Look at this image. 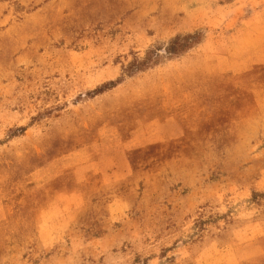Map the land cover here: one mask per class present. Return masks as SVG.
I'll return each mask as SVG.
<instances>
[{
    "label": "rangeland",
    "instance_id": "obj_1",
    "mask_svg": "<svg viewBox=\"0 0 264 264\" xmlns=\"http://www.w3.org/2000/svg\"><path fill=\"white\" fill-rule=\"evenodd\" d=\"M263 60L264 0H0V264H264Z\"/></svg>",
    "mask_w": 264,
    "mask_h": 264
},
{
    "label": "crops",
    "instance_id": "obj_2",
    "mask_svg": "<svg viewBox=\"0 0 264 264\" xmlns=\"http://www.w3.org/2000/svg\"><path fill=\"white\" fill-rule=\"evenodd\" d=\"M248 39H249V36L247 34L242 38L241 43H243V45L239 46L244 50L242 54H239L237 57H230L229 55L225 57L224 60H226V62L224 63V65L226 66V70L230 72H234L236 74H243L253 69V64L256 62L252 56V47L250 46V43H249L250 41ZM238 40L239 38L234 39V35H233V37L227 39L225 47L228 48L230 45L234 43V41H238ZM261 62L264 63V60ZM259 97H260V102H259L260 109L262 113L264 114V91H260ZM257 227L258 226L255 224L247 226L246 228L240 231H236L235 235L237 237V235L241 233V235L245 236L246 240H249L251 239V233H257V235H259V237L263 239L264 238V227L262 226V224H260V227H261L260 229H257ZM225 255H226L225 252L219 253L218 255H215L214 253L213 257H211L209 264H213L214 260L219 261L218 264H242L245 259L242 256L243 255L242 247L240 249V247H238L237 244L235 245L234 248H231V251H229L228 258H225Z\"/></svg>",
    "mask_w": 264,
    "mask_h": 264
}]
</instances>
